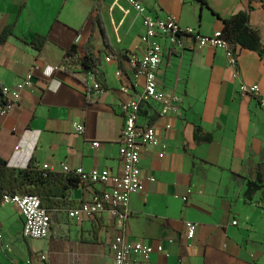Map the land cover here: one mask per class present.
I'll return each mask as SVG.
<instances>
[{
  "label": "crops",
  "instance_id": "0c3cea01",
  "mask_svg": "<svg viewBox=\"0 0 264 264\" xmlns=\"http://www.w3.org/2000/svg\"><path fill=\"white\" fill-rule=\"evenodd\" d=\"M139 2L147 16L173 15L181 27L203 36L223 31V20L249 12L250 4V0ZM251 7L250 25L264 43V3L254 1ZM12 25L13 35L0 41V80L12 86L34 64L41 71L59 70L51 78L36 73L34 87L22 92L18 108L0 120V160L17 171L30 164L36 169L49 164L54 176L63 175L61 163L118 174L122 106L142 92L144 84L142 79L136 82L130 65L147 49L141 40L143 16L127 0H0V37ZM101 28L114 50L129 61L120 65L100 53ZM38 37L46 40L37 50L33 41ZM74 44L100 54L94 73H80L79 67L65 72L64 56ZM235 50L238 78L220 49L163 54L158 88L180 93L183 113L170 121L159 116L156 103L142 106L139 122L155 126L167 149L162 159L159 149L141 153L143 190L130 197L126 239L153 253L147 259L133 256V264H264V109L255 98L238 92L241 82L264 91V58ZM95 82L101 84L102 94L93 88ZM167 122L170 130L164 128ZM75 123L85 126L83 135L76 133ZM23 135L25 151L16 153ZM94 142L100 148H93ZM104 188L82 184L64 197L52 198V224L45 240L24 238L19 208L0 202L4 245L0 264H25L27 259L43 264L41 255L49 264H113L110 245L117 231L112 216L71 219L67 214ZM189 189L193 194L184 203ZM186 222L198 224L191 241Z\"/></svg>",
  "mask_w": 264,
  "mask_h": 264
},
{
  "label": "built area",
  "instance_id": "2783aa9c",
  "mask_svg": "<svg viewBox=\"0 0 264 264\" xmlns=\"http://www.w3.org/2000/svg\"><path fill=\"white\" fill-rule=\"evenodd\" d=\"M127 2L132 9L143 16L144 33L141 40L147 45V49L141 58H134L130 61V65L135 71L136 82L142 79L144 84L142 92L134 95L122 106L124 124L119 148L121 170L118 174H111L108 170L100 171L98 169L87 172L81 167L73 169L67 163H61L63 175L77 178L79 185L100 184L105 187L102 193L95 196L91 202L81 203L67 210V214L71 219H79L83 216L101 219L108 214L112 216L117 231L110 245L113 264H133V256H142L147 259L153 253L152 248L145 247L141 243H130L126 239V230L130 217L128 208L130 197L143 190L140 171L142 151L144 149H159L158 157L162 159L165 157L167 149L163 139L158 136L155 126L139 122L142 106L151 102L156 103L159 116L170 121L180 118L183 113V96L174 89L158 88L157 75L164 52L187 51L191 48L220 49L226 53L229 65L235 69L234 78L240 76L237 69L236 50L224 38L223 31H216L210 36H203L193 28L181 27L173 15H167L164 18H152L145 14L146 10L139 0H127ZM75 59L77 58L75 57ZM58 70L59 68L56 67H46L41 71L40 67L34 64L27 75L12 86H8L0 80V120L7 119L18 108L22 92L34 87L36 73H42L44 77L51 78ZM93 88L98 94L104 92L98 82L94 83ZM238 92L243 97L255 98L260 107L264 109V91L258 85L241 82ZM73 127L77 134L83 135L85 133L83 124L75 123ZM164 128L170 130L172 128L171 122H167ZM25 142L23 135L15 147L16 153L25 151ZM92 147L98 149L100 143L94 142ZM38 170L46 175L50 173L51 166L45 164ZM151 181L153 182L154 179ZM192 194L193 190L189 189L182 201L187 203ZM0 198L2 204H12L19 208L24 219L22 229L24 238L45 240L49 237L52 215L50 210L42 207L41 199L38 196L5 193ZM233 225H237V222H233ZM185 228L187 239L193 240L198 224L186 222ZM0 248H4L1 229ZM162 250V247L158 248L159 252ZM39 258L43 264H49L46 255H41ZM25 264H33L32 259H27Z\"/></svg>",
  "mask_w": 264,
  "mask_h": 264
},
{
  "label": "trees",
  "instance_id": "16d2710c",
  "mask_svg": "<svg viewBox=\"0 0 264 264\" xmlns=\"http://www.w3.org/2000/svg\"><path fill=\"white\" fill-rule=\"evenodd\" d=\"M263 2L264 0H250L249 12L252 10V2ZM249 12H241L223 20L224 38L233 46L253 51L264 58V43L257 29L250 25ZM15 26H9L0 37L1 42H5L13 35ZM100 39L103 49L100 53L113 60H118L119 64L129 61L126 54L119 53L112 47L106 31L101 28ZM46 37H38L33 41V45L38 49L45 42ZM77 63H73L74 58ZM100 54L94 53L86 46L80 48L78 45H72L65 53L63 65L66 73L71 74L73 68L79 67L80 73H94L99 64ZM79 185V180L74 177L50 173L44 175L42 171L34 168L32 164L25 170H15L8 167L5 161L0 160V197L5 193L23 194L38 196L41 199L43 208L50 210L54 206L52 198L61 196Z\"/></svg>",
  "mask_w": 264,
  "mask_h": 264
},
{
  "label": "rangeland",
  "instance_id": "374dc122",
  "mask_svg": "<svg viewBox=\"0 0 264 264\" xmlns=\"http://www.w3.org/2000/svg\"><path fill=\"white\" fill-rule=\"evenodd\" d=\"M100 37V36H99ZM94 43H97L96 39L94 40Z\"/></svg>",
  "mask_w": 264,
  "mask_h": 264
}]
</instances>
